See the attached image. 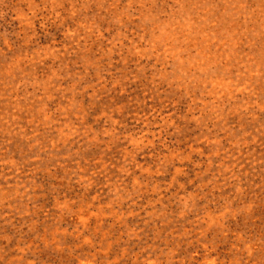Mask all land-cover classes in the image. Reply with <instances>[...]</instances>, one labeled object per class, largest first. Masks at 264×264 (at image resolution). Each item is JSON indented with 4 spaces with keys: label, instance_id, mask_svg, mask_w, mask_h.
<instances>
[{
    "label": "rangeland",
    "instance_id": "1",
    "mask_svg": "<svg viewBox=\"0 0 264 264\" xmlns=\"http://www.w3.org/2000/svg\"><path fill=\"white\" fill-rule=\"evenodd\" d=\"M0 264H264V0H0Z\"/></svg>",
    "mask_w": 264,
    "mask_h": 264
}]
</instances>
